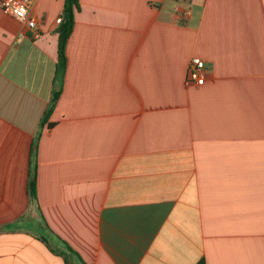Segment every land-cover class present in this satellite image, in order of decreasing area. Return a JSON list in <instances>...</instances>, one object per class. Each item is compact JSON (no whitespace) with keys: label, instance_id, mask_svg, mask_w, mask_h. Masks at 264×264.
<instances>
[{"label":"crops","instance_id":"1","mask_svg":"<svg viewBox=\"0 0 264 264\" xmlns=\"http://www.w3.org/2000/svg\"><path fill=\"white\" fill-rule=\"evenodd\" d=\"M63 4L0 8V264H264V0H79L56 76Z\"/></svg>","mask_w":264,"mask_h":264},{"label":"built area","instance_id":"2","mask_svg":"<svg viewBox=\"0 0 264 264\" xmlns=\"http://www.w3.org/2000/svg\"><path fill=\"white\" fill-rule=\"evenodd\" d=\"M179 2L180 0H175ZM29 0H0V8L6 14L13 16L16 20L24 23L28 28L31 37L37 38L40 29L35 16L28 13ZM175 13L181 20H185L190 15V9L181 5L174 7ZM61 16L56 18V22H61ZM205 63L199 57H192L186 73V82L195 85H202L205 81Z\"/></svg>","mask_w":264,"mask_h":264},{"label":"trees","instance_id":"3","mask_svg":"<svg viewBox=\"0 0 264 264\" xmlns=\"http://www.w3.org/2000/svg\"><path fill=\"white\" fill-rule=\"evenodd\" d=\"M79 9V0H64L62 13H61V22L59 23L56 34L58 37V65L56 68V76L58 73L64 72L66 65V42L70 36V33L74 24L75 12ZM60 89H56L52 93V97L48 104V107L44 113L42 122H46L48 117L53 109V106L59 96ZM29 191L33 199H36V175L35 171L32 173L29 181ZM196 264H206L205 260L202 258Z\"/></svg>","mask_w":264,"mask_h":264}]
</instances>
